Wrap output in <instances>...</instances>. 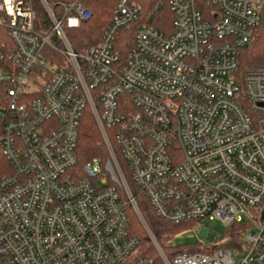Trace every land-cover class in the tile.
<instances>
[{
  "label": "built area",
  "instance_id": "obj_1",
  "mask_svg": "<svg viewBox=\"0 0 264 264\" xmlns=\"http://www.w3.org/2000/svg\"><path fill=\"white\" fill-rule=\"evenodd\" d=\"M168 2L171 33L138 25L124 57L135 2L78 51L67 30L91 17L85 0H0V264H156L129 209L161 264H264V65L239 64L264 0ZM86 109L109 154L81 165ZM125 168L172 224L248 222L242 245L167 253L181 233L155 236Z\"/></svg>",
  "mask_w": 264,
  "mask_h": 264
},
{
  "label": "trees",
  "instance_id": "obj_2",
  "mask_svg": "<svg viewBox=\"0 0 264 264\" xmlns=\"http://www.w3.org/2000/svg\"><path fill=\"white\" fill-rule=\"evenodd\" d=\"M120 1L121 0H85V5L91 11V17L88 20L83 21L79 27L67 30L70 41L78 51H83L101 41L102 33L112 21ZM128 1L140 5L142 15L137 23L133 24L128 29L122 30L118 36L117 48L123 53L124 57L128 56L133 47L134 32L138 25L148 22L149 18L152 17L151 25L168 35L173 29L174 19L168 0ZM159 5H162L160 9L158 8ZM199 8L203 12H207V8L204 7V5L201 4ZM0 34L6 42H9L10 39L4 30L0 29ZM239 64L242 70L247 67L264 65V23L256 29L253 40L241 51L239 55ZM75 152L81 165L95 157H103L105 160L109 154L107 146L89 109L85 110L79 123ZM125 171L129 178L131 189L137 197L140 211L150 229L159 240H162L171 234H179L192 230L200 225V220L172 224L168 220L159 217L147 197L140 193V190L129 176L126 168ZM129 217L132 221L133 230L141 242L138 248V254L143 256L150 254L155 258L156 264H161V261L157 257V253L146 234L142 222L133 209H129ZM250 227L251 225L246 221L239 223L234 222L228 226L226 236L233 239H241ZM195 246L198 247L201 245L199 242L185 243L168 246L166 247V251L171 254L173 251L178 253L185 250H198L193 249Z\"/></svg>",
  "mask_w": 264,
  "mask_h": 264
},
{
  "label": "rangeland",
  "instance_id": "obj_3",
  "mask_svg": "<svg viewBox=\"0 0 264 264\" xmlns=\"http://www.w3.org/2000/svg\"><path fill=\"white\" fill-rule=\"evenodd\" d=\"M227 226L219 220H203L200 225L194 229L181 233L173 244L180 245L185 243L203 242L204 245L198 246L193 249H201L205 245L207 247H231L234 249L239 248L242 245L241 239H233L226 236ZM178 234V233H176ZM176 234H171L176 235Z\"/></svg>",
  "mask_w": 264,
  "mask_h": 264
},
{
  "label": "water",
  "instance_id": "obj_4",
  "mask_svg": "<svg viewBox=\"0 0 264 264\" xmlns=\"http://www.w3.org/2000/svg\"><path fill=\"white\" fill-rule=\"evenodd\" d=\"M161 7H162V5H159V7H158V8L160 9ZM152 19H153L152 17H150V18H149V20H148V21H149V23H151V22H152Z\"/></svg>",
  "mask_w": 264,
  "mask_h": 264
}]
</instances>
